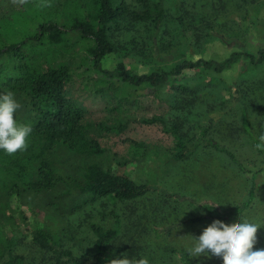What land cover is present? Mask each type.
<instances>
[{"label": "trees", "instance_id": "trees-1", "mask_svg": "<svg viewBox=\"0 0 264 264\" xmlns=\"http://www.w3.org/2000/svg\"><path fill=\"white\" fill-rule=\"evenodd\" d=\"M73 1L71 6L62 3L54 16L47 13L37 20L35 29H18V40L0 47V95H15L21 104L15 119L32 128L26 150L13 155L0 151V211L4 213L7 208L1 201L3 197L44 194L47 206L59 217L55 231L39 226L29 231L31 240L25 248L31 250L30 257L16 250V241L0 238V262L110 264L126 255L146 256L150 264H197L198 258H188L183 249L163 241L172 231L165 228L170 223L166 220L170 208L183 200L192 205L194 200L169 193L151 180H136L104 167L99 158L105 149L91 131L97 126L118 133L127 127L130 118L91 122V109L84 101L87 95L75 94L78 84L71 65L58 53L84 46L91 68L103 81L94 90L103 103H109L108 98L113 101L119 90L126 92L121 97L124 104L134 103L140 96L136 90L145 89L144 96L167 105L166 114H154L139 122L158 126L171 137L172 144L153 149L144 142L130 140L137 162H143L154 150L157 158L165 160L167 173L214 152L240 175L251 171L247 166L255 169L248 179L249 189L239 204L235 203V209L225 212L204 201L202 204L211 209L200 205L206 212L185 220L196 223L229 219L233 210L247 208L256 196L257 175L264 174V114L256 120L252 108L258 99L263 100L264 107V76L257 75L264 66V48L255 52L235 50L222 60H191L180 50L182 40L199 44L210 35L207 28L211 22L199 16L195 2L190 8L177 2L169 10L164 0ZM228 2L218 0L213 2L214 7L211 3L212 16L224 12L230 20L233 11L227 9ZM234 3L242 7L247 0ZM197 22H202L201 28ZM122 50L145 60L162 61L170 56L171 63L167 68L145 73L127 67L121 60L111 69L103 66L106 56ZM240 60L253 70L249 79L238 82L241 96L236 105H221L218 121L202 117L201 113L216 107L207 98L201 100L199 93L205 91L210 96L223 85L230 89V85L213 75L192 84L179 82L178 78L189 72L222 73ZM116 108L119 111V106L111 110ZM57 149L76 155L83 163L74 173L58 172L52 158Z\"/></svg>", "mask_w": 264, "mask_h": 264}, {"label": "rangeland", "instance_id": "rangeland-1", "mask_svg": "<svg viewBox=\"0 0 264 264\" xmlns=\"http://www.w3.org/2000/svg\"><path fill=\"white\" fill-rule=\"evenodd\" d=\"M217 1L164 0L169 10H173L177 2L189 8L191 7L190 3L195 2L196 9L201 13L199 16L211 21L207 28L210 35L203 38L199 44L186 38L182 40L180 50L185 57L191 60L197 58L222 60L235 50L255 52L259 48H264V0H247V4L242 7L237 6L234 3L235 0H229L227 9L233 11L230 20L226 19L224 12L216 14L215 17L212 16L210 4ZM73 2V0H0V47L18 40V29L33 30L37 20L47 16V13L54 16L53 13L60 11L62 3L71 6ZM197 25L201 28L202 22H197ZM186 34L190 35V29ZM74 49L58 53V56L71 65L74 80L78 84L75 94L87 95L84 97V101L91 109L89 120L93 123L100 121L109 123L118 118H130L127 127L121 132L103 131L97 126L91 131L105 149L104 155L99 158L104 167L113 172L125 173L136 180H151L157 187L169 190V193L181 194V196L188 197V200H194L192 205L183 200L180 204H175L174 208H170L168 212L170 216L166 218L170 223L165 228H172V231L163 237L166 245L170 244L177 250L182 249L181 244L188 239L187 236H199L204 228L210 226L214 221L232 225L239 223L240 218L264 216V174L260 173L256 178V196L247 208L240 212L233 210V216L229 219L214 218L196 223L186 222L188 216L206 212L202 206L196 203L204 201L214 205L219 203L220 205L217 207L225 212L232 208L235 209V203L239 204L246 195L249 189L248 179L255 169L247 166L251 171L240 175L214 152L201 155L202 158L206 157L197 162H188L174 167L173 171L167 173L165 160L162 156L157 158L153 153L154 150L143 162H137L134 159L135 153H133L136 150L132 147L130 140L144 142L153 149L154 147H168L172 144L171 137L163 133L158 126L139 122V119L149 118L154 114H166L167 105L159 103L154 98L144 96L145 89L136 90L140 96L134 103L124 104L122 102L121 97L126 93L124 90H119L118 96L113 101L108 98L106 101L109 103L101 102L98 96L94 95L96 94L94 90L103 84L102 79L91 68L84 46H77ZM164 57L162 61L161 59L145 60L140 59L139 56L128 55V50H122L118 54L112 53L106 56L103 66L111 69L116 62L121 60L127 67L139 73H145L156 68H167L171 63V57ZM260 68L257 75L264 76V66ZM251 70H253L251 66L240 60L222 73L205 71L193 75V72H189L178 79L179 82L192 84L198 79H204L207 75H213L220 78L226 85H230V89L223 85L218 92H214L210 96L205 91L198 95L201 100H206V98L211 100L216 107L209 113H201V116L218 121L222 117V110L219 107L221 105L224 107L236 105L241 96L238 92V82L249 79ZM79 86L85 91L81 90ZM262 104L263 100L258 99L257 104L252 108L253 118L256 120L261 119L264 114ZM112 106H119V111L117 108L115 111L111 110ZM190 118L195 119L194 117ZM52 158L58 172L61 170L74 173L75 168L83 163L82 159L80 160L76 155L61 149H57ZM29 195H12L9 199L1 198V201L6 202L7 208L4 213L0 211V238L8 239L11 243L12 240L16 241V250L20 253H27V257L32 255L31 250L25 248L31 240L29 231L36 226L48 227L55 231L59 220L52 207L47 206L46 195ZM181 213L183 215L179 217ZM175 218H178L176 224H174ZM255 248H264V227L257 232ZM198 260L197 264H223L222 261L216 259L198 258Z\"/></svg>", "mask_w": 264, "mask_h": 264}, {"label": "clouds", "instance_id": "clouds-1", "mask_svg": "<svg viewBox=\"0 0 264 264\" xmlns=\"http://www.w3.org/2000/svg\"><path fill=\"white\" fill-rule=\"evenodd\" d=\"M20 107L12 92L0 95V151L8 155L26 150L32 133L29 124L15 119ZM196 204L208 209L220 205L217 203L210 208L202 203ZM262 227L264 216L240 218L239 223L232 225L214 221L199 236H187L181 247L188 258L216 259L223 264H264V248H255L257 232ZM110 264H150V261L146 256L133 258L123 255L110 261Z\"/></svg>", "mask_w": 264, "mask_h": 264}]
</instances>
